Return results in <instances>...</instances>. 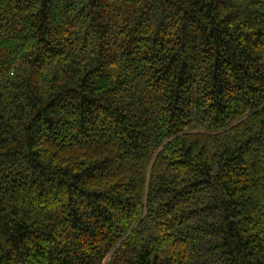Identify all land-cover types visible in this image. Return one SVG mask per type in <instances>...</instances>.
Instances as JSON below:
<instances>
[{
    "label": "trees",
    "instance_id": "trees-1",
    "mask_svg": "<svg viewBox=\"0 0 264 264\" xmlns=\"http://www.w3.org/2000/svg\"><path fill=\"white\" fill-rule=\"evenodd\" d=\"M0 264H264V0H0Z\"/></svg>",
    "mask_w": 264,
    "mask_h": 264
}]
</instances>
